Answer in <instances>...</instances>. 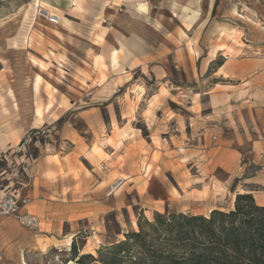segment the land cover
Listing matches in <instances>:
<instances>
[{"label":"rangeland","instance_id":"1","mask_svg":"<svg viewBox=\"0 0 264 264\" xmlns=\"http://www.w3.org/2000/svg\"><path fill=\"white\" fill-rule=\"evenodd\" d=\"M193 22L196 63L169 44ZM227 92L239 120L253 118L249 102L264 106V0H0V197L29 198L44 221L29 230L0 216V264L112 262L109 247L138 222L178 214L184 160L170 153L178 130L166 119L187 118L193 102L210 120ZM238 163L248 179L262 169L249 154ZM181 189L198 208L210 200ZM247 189L239 194L264 197V186ZM236 195L212 198L228 208ZM39 199L51 203L43 212Z\"/></svg>","mask_w":264,"mask_h":264},{"label":"crops","instance_id":"2","mask_svg":"<svg viewBox=\"0 0 264 264\" xmlns=\"http://www.w3.org/2000/svg\"><path fill=\"white\" fill-rule=\"evenodd\" d=\"M194 29L193 22L188 28L183 29V33L187 35L185 40L177 41L173 39L169 41V44L173 45L172 52L175 55L181 56L183 60H193L195 62L202 57L203 50L201 38L195 36ZM188 45L190 46V52ZM175 46H177V50ZM221 52L222 50H217L215 53L220 54ZM212 59L208 61H212ZM227 63L226 61L225 65ZM223 67L224 65L219 70ZM232 98L233 96L227 92L225 100L215 104L217 110L215 111L213 108L211 114L208 115L210 120L203 118L201 113L196 110L198 106L193 102L188 106L190 112L187 118L180 113H174L173 116L166 119L175 122L174 127L178 130V147L176 150H170V153L174 152L180 161L181 159L184 160V162L178 163L179 168L177 170L179 175L177 192L180 197V200L178 199V202L174 205L177 213L205 214V212L209 213L212 210H231L233 200L229 199L227 201V204L229 203L231 206L223 208L221 202L212 198L216 189L232 195L241 193L239 192L241 187L247 189L251 185L254 187L264 186V106L249 102L248 108L253 110V118L245 116L239 120L238 117L233 115L235 104ZM183 135L188 143L182 139ZM247 154L251 155L252 163H262L260 164L262 169L254 179L244 177L245 169L242 170L236 167L237 164L239 165V160ZM87 184H89L88 181ZM182 185L185 187L186 193L191 194L193 191H202L207 194L210 200L203 198L200 202L201 208H198L199 200H193L191 196L183 198ZM246 193L252 194L251 191H246ZM170 194V189L167 188V198L170 197ZM253 198L257 205L264 206V197H259V201L256 200L255 196ZM150 202L155 203L157 201L153 199ZM34 203L38 212H43L44 207L47 209L51 204L42 199L35 200ZM144 212L148 213V211ZM68 218L69 215L67 214L61 217L62 220Z\"/></svg>","mask_w":264,"mask_h":264},{"label":"trees","instance_id":"3","mask_svg":"<svg viewBox=\"0 0 264 264\" xmlns=\"http://www.w3.org/2000/svg\"><path fill=\"white\" fill-rule=\"evenodd\" d=\"M137 227L138 232L109 247L112 262L81 255L77 263L90 259L103 264H264V206L249 193L237 194L227 212H155L152 222H138ZM71 251L76 254L74 245Z\"/></svg>","mask_w":264,"mask_h":264},{"label":"built area","instance_id":"4","mask_svg":"<svg viewBox=\"0 0 264 264\" xmlns=\"http://www.w3.org/2000/svg\"><path fill=\"white\" fill-rule=\"evenodd\" d=\"M49 22L52 24L59 23V17L49 14ZM121 180L115 182L109 189L108 195H111L119 185ZM30 203L29 198L22 197L18 194L7 193L0 197V216H10L23 228L29 230H39L43 224V219L27 211Z\"/></svg>","mask_w":264,"mask_h":264},{"label":"bare ground","instance_id":"5","mask_svg":"<svg viewBox=\"0 0 264 264\" xmlns=\"http://www.w3.org/2000/svg\"><path fill=\"white\" fill-rule=\"evenodd\" d=\"M119 180L123 181L124 179H122V178H118V181H119ZM232 208H233V207H232Z\"/></svg>","mask_w":264,"mask_h":264}]
</instances>
